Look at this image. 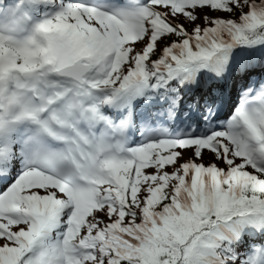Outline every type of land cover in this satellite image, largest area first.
<instances>
[{
  "label": "snow or ice",
  "instance_id": "1",
  "mask_svg": "<svg viewBox=\"0 0 264 264\" xmlns=\"http://www.w3.org/2000/svg\"><path fill=\"white\" fill-rule=\"evenodd\" d=\"M0 264H264V0H0Z\"/></svg>",
  "mask_w": 264,
  "mask_h": 264
}]
</instances>
